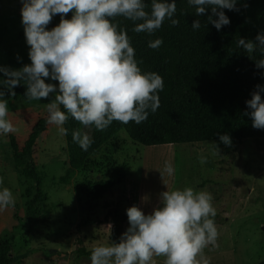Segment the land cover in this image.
<instances>
[{
  "label": "rangeland",
  "instance_id": "1",
  "mask_svg": "<svg viewBox=\"0 0 264 264\" xmlns=\"http://www.w3.org/2000/svg\"><path fill=\"white\" fill-rule=\"evenodd\" d=\"M61 0H0V239L10 264H257L264 260V136L144 146L124 130L98 145L84 170L69 165L46 19ZM252 50L264 36L261 0H244ZM83 146L96 145L86 98L79 102ZM41 130L32 157L47 197L26 216L21 151ZM123 167L99 199L87 185ZM132 210L118 247L109 207ZM49 217L48 221L44 218ZM31 226H38L35 237ZM92 250H99L88 255Z\"/></svg>",
  "mask_w": 264,
  "mask_h": 264
},
{
  "label": "trees",
  "instance_id": "2",
  "mask_svg": "<svg viewBox=\"0 0 264 264\" xmlns=\"http://www.w3.org/2000/svg\"><path fill=\"white\" fill-rule=\"evenodd\" d=\"M259 21L264 24V0ZM64 138L72 170L87 167L95 148L124 130L144 146L217 142L264 136V36L251 50L244 0H61L46 19ZM86 98L96 145L79 140V102ZM36 128L21 151L35 193L26 216L47 197L32 151ZM124 168L87 185L99 199ZM132 210L109 207V240L118 247ZM49 217L44 218L48 221ZM33 238L38 226L29 230ZM13 243L0 239V264H10ZM99 250H92L94 255ZM257 264H264V260Z\"/></svg>",
  "mask_w": 264,
  "mask_h": 264
}]
</instances>
